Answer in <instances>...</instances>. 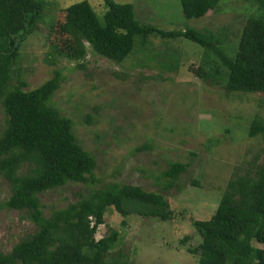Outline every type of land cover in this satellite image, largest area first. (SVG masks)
Listing matches in <instances>:
<instances>
[{"label": "rangeland", "instance_id": "374dc122", "mask_svg": "<svg viewBox=\"0 0 264 264\" xmlns=\"http://www.w3.org/2000/svg\"><path fill=\"white\" fill-rule=\"evenodd\" d=\"M46 1L43 21L23 44L20 76L15 74L13 84L21 77L24 90L31 91L60 71L51 104L73 122L79 143L98 167L88 184L68 183L41 194L45 216L114 183L162 193L174 212L170 220L124 218L109 208L96 240L118 231L108 259L121 264H199V256L189 252L202 241L194 222L215 214L232 178L264 163L263 136L249 135L255 119L264 121V94L229 92L224 82L200 78L196 71L204 67L206 51L182 37L137 43L123 63L96 54L87 43L85 54L71 57L77 51L64 9L88 1L103 19L105 2ZM114 1L133 5L138 21L162 31L196 29L221 36L231 54L257 8L250 0H222L206 17L188 19L181 0ZM52 46L60 51L54 64L48 60ZM4 126L0 105V134ZM174 163L188 169L169 188L163 173ZM10 196L9 183L0 178V250L6 254L37 231L26 211L3 206Z\"/></svg>", "mask_w": 264, "mask_h": 264}, {"label": "trees", "instance_id": "16d2710c", "mask_svg": "<svg viewBox=\"0 0 264 264\" xmlns=\"http://www.w3.org/2000/svg\"><path fill=\"white\" fill-rule=\"evenodd\" d=\"M221 1L181 0V4L186 18L200 19L217 10ZM104 2L103 19L88 1L64 9L78 55L71 57L85 54L87 43L96 54L123 63L137 43L146 46L151 37H182L206 51L204 67L196 71L200 78L217 85L224 82L229 92L264 94V0H250L256 12L246 20L232 54L223 48L221 36L196 29L162 31L138 21L133 5ZM47 7L46 0H0V105L5 114L0 178L11 187L3 206L26 211L37 226L10 253L0 250V264H121L108 259L119 232L95 238L109 208L124 218L139 215L162 221L170 220L174 212L162 193L114 183L45 216L41 194L68 183L88 184L98 167L96 157L79 143L73 122L51 104L62 82L60 71L31 91L24 90L21 77L18 85L13 84L15 74L20 76L23 44L39 28ZM51 48L48 60L54 64L53 55L60 51ZM249 135L264 138V121L255 119ZM187 169V164H172L163 173L170 180L168 187ZM194 227L202 241L189 252L199 256V264H264V163L232 178L215 214L195 221Z\"/></svg>", "mask_w": 264, "mask_h": 264}]
</instances>
